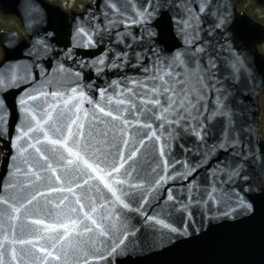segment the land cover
<instances>
[{"label":"water","instance_id":"95a60500","mask_svg":"<svg viewBox=\"0 0 264 264\" xmlns=\"http://www.w3.org/2000/svg\"><path fill=\"white\" fill-rule=\"evenodd\" d=\"M240 1L0 0L25 30L0 35V264H264Z\"/></svg>","mask_w":264,"mask_h":264},{"label":"rangeland","instance_id":"374dc122","mask_svg":"<svg viewBox=\"0 0 264 264\" xmlns=\"http://www.w3.org/2000/svg\"><path fill=\"white\" fill-rule=\"evenodd\" d=\"M47 1V0H46ZM50 1H53L54 3H56L57 5H59V6H64V7H66V8H68V10H67V12L68 11H73L72 13H83L85 10H86V6L87 5H92L93 3H94V1L95 0H49V2ZM244 1V0H243ZM250 0H245L244 1V3H243V6H241V10H239V8H238V5H237V8H236V11H237V13H239V12H243V13H246L249 17H251L252 19H253V17L251 16V15H253V16H256L257 18H255V19H253L255 22H258V23H260V24H262L261 22H259V20H263L264 21V8H262V9H253V10H249V7H250V2H249ZM256 1V3H257V0H255ZM241 2V1H240ZM253 2V1H252ZM53 3V4H54ZM52 4V3H51ZM75 4H76V6H75ZM257 5V4H256ZM75 6V7H74ZM72 8H75L76 10H78V11H75V10H71ZM248 12V13H247ZM249 13L251 14V15H249ZM71 14V13H70ZM69 13H68V15H70ZM259 19V20H258ZM11 21L10 20H4L3 19V17L1 16V13H0V35L2 34V31L4 30L3 28H4V26L6 25H8V23H10ZM263 26H264V24H262ZM23 27V26H22ZM3 29V30H2ZM2 30V31H1ZM11 31H13V30H11ZM23 33H20V34H22V35H25V30H24V27H23ZM261 47H262V50H264V43H261V44H259V45H257V49L260 51V49H261ZM261 52V51H260ZM262 53V52H261ZM3 54H4V52H3V49H2V47L0 48V61L2 60V58H3ZM263 54V53H262ZM264 55V54H263ZM259 104V103H258ZM259 108H260V106H259ZM259 115H260V113H259ZM260 128L262 129V130H264V121L263 122H261V124H260ZM1 160H2V150H1V148H0V163H1Z\"/></svg>","mask_w":264,"mask_h":264},{"label":"trees","instance_id":"16d2710c","mask_svg":"<svg viewBox=\"0 0 264 264\" xmlns=\"http://www.w3.org/2000/svg\"><path fill=\"white\" fill-rule=\"evenodd\" d=\"M47 1L49 2V0H47ZM244 1L242 0L239 3V5H238L239 10H241V6H243ZM249 2H250L249 10L250 9L253 10V9H262V8H264V5H259L258 3H256L255 0H250ZM49 3H52L53 4L54 2L53 1H50ZM54 5L59 6L56 3H54ZM75 6H76V4H75ZM71 10L78 11L75 8H72ZM0 13H1V16L3 17L4 20H10L11 21L10 23H8L7 26L6 25L4 26V28H3L4 30L2 29L3 31L1 30L2 33L4 31H7V30H13L15 32L23 33V31H22L23 30L22 24H21L20 20L17 17H15L14 15H11V14H4L1 11H0ZM68 13L70 14L71 12L68 11ZM249 15H251V14L249 13ZM251 16L253 17V19L257 18L256 16H253V15H251ZM259 22H261L262 24H264V21L262 19L259 20ZM0 48H1V46H0ZM260 51L264 54V50H262V47H261ZM259 106H260V124H261V122L264 121V92L259 97ZM262 129L260 128L259 134H260V138L262 140H264V130H262ZM262 187L264 188V184L262 185Z\"/></svg>","mask_w":264,"mask_h":264},{"label":"flooded vegetation","instance_id":"af4514ba","mask_svg":"<svg viewBox=\"0 0 264 264\" xmlns=\"http://www.w3.org/2000/svg\"><path fill=\"white\" fill-rule=\"evenodd\" d=\"M62 8L65 9L66 11L68 10V8H66V7H64V6H62Z\"/></svg>","mask_w":264,"mask_h":264}]
</instances>
